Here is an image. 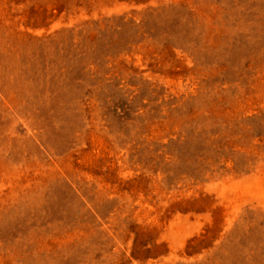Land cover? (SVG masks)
Returning <instances> with one entry per match:
<instances>
[{
	"label": "rangeland",
	"instance_id": "1",
	"mask_svg": "<svg viewBox=\"0 0 264 264\" xmlns=\"http://www.w3.org/2000/svg\"><path fill=\"white\" fill-rule=\"evenodd\" d=\"M0 264H264V0H0Z\"/></svg>",
	"mask_w": 264,
	"mask_h": 264
}]
</instances>
